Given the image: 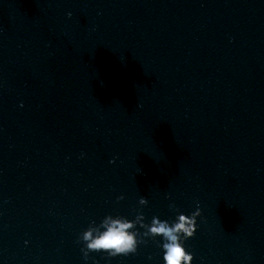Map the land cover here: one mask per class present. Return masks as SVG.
Segmentation results:
<instances>
[{"label": "water", "instance_id": "water-1", "mask_svg": "<svg viewBox=\"0 0 264 264\" xmlns=\"http://www.w3.org/2000/svg\"><path fill=\"white\" fill-rule=\"evenodd\" d=\"M197 201L193 264H264V0H0V264H163Z\"/></svg>", "mask_w": 264, "mask_h": 264}, {"label": "clouds", "instance_id": "clouds-1", "mask_svg": "<svg viewBox=\"0 0 264 264\" xmlns=\"http://www.w3.org/2000/svg\"><path fill=\"white\" fill-rule=\"evenodd\" d=\"M140 202L143 204L146 200L142 198ZM196 203L194 211L178 214L171 223L153 217L151 225L147 227L145 235L162 240L163 264H193L194 254L186 250V241L195 236L198 217L202 215L199 202ZM134 227L135 222L125 218L107 217L99 228H90L78 237L77 242L83 241V259L87 262L93 252L106 254L108 258L135 254L142 241L138 240L137 232L131 231Z\"/></svg>", "mask_w": 264, "mask_h": 264}]
</instances>
